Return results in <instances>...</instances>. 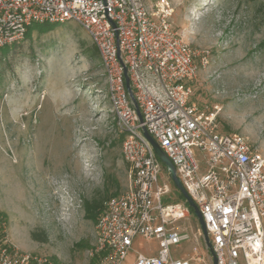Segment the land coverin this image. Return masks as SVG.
I'll use <instances>...</instances> for the list:
<instances>
[{"label": "rangeland", "instance_id": "obj_1", "mask_svg": "<svg viewBox=\"0 0 264 264\" xmlns=\"http://www.w3.org/2000/svg\"><path fill=\"white\" fill-rule=\"evenodd\" d=\"M170 1L177 32L209 56L192 84V101L264 157V0ZM28 29L30 37L8 45L0 59V224L19 250L57 264H89L97 220L85 217L83 201L127 189L121 134L99 54L82 27ZM181 225L191 238L173 255L199 253L202 260L193 264H212L202 237L193 236L200 225L191 208ZM32 231L46 241L33 240ZM156 246L155 239L136 237L124 264H132L135 251L154 254Z\"/></svg>", "mask_w": 264, "mask_h": 264}, {"label": "built area", "instance_id": "obj_2", "mask_svg": "<svg viewBox=\"0 0 264 264\" xmlns=\"http://www.w3.org/2000/svg\"><path fill=\"white\" fill-rule=\"evenodd\" d=\"M173 12L170 0H0V48L22 42L32 23L66 22L79 24L97 48L129 184L103 202L89 264H124L139 236L155 239L157 246L152 255L135 251L132 264L202 260L199 253L173 255V248L191 238L181 225L190 208L172 196L169 174L143 128L198 206L217 264H264V157L243 135L220 130L216 114L192 101V84L209 56L177 32ZM197 235L203 239L201 229ZM0 264L57 263L19 250L0 224Z\"/></svg>", "mask_w": 264, "mask_h": 264}, {"label": "water", "instance_id": "obj_3", "mask_svg": "<svg viewBox=\"0 0 264 264\" xmlns=\"http://www.w3.org/2000/svg\"><path fill=\"white\" fill-rule=\"evenodd\" d=\"M112 24L114 25V23L112 22ZM119 54V52H118ZM123 76H124V80H125V86L126 89L133 101L134 104V108L135 111L139 117V120L142 121V116H141V112L139 110L138 104L135 101V99L133 98L132 95V91L129 85V78L127 75V68L125 65H123ZM143 135L144 137L150 142V144L153 147V150L155 152V154L157 155V157L160 159V161L163 163L165 169L167 170L170 180L172 181V184L174 186V188L182 195L183 199L186 201L187 205L192 209L193 214L195 216V218L197 219L199 225H200V229L202 231V235H203V239L205 242V246L209 251L210 257H211V261L212 264H217V257L215 255V252L213 250L212 244L210 242L209 236H208V232H207V228L206 225L204 223V220L202 218V214L198 208V206L196 205V203L192 200V198L189 196V194L187 193V191L185 190V188L183 187L179 177L176 175V171L175 168L171 162V160L166 156V154L164 153V151L161 149V147L159 146V144L157 143V141L148 133V131L143 128Z\"/></svg>", "mask_w": 264, "mask_h": 264}, {"label": "trees", "instance_id": "obj_4", "mask_svg": "<svg viewBox=\"0 0 264 264\" xmlns=\"http://www.w3.org/2000/svg\"><path fill=\"white\" fill-rule=\"evenodd\" d=\"M35 24L39 25V29H38L39 31L40 30L41 31L46 30V29L51 28V27H55V24H51V23H35ZM30 34H31V32L27 28V31L25 33V39L29 38ZM10 48L11 47H7V46L0 48V59H1V56L4 57L8 54ZM95 49L97 50L96 47H95ZM120 137H121L120 140L122 141V135ZM113 194L114 193H112L111 195H113ZM179 200H183V197L180 193H179ZM104 201H105L104 197H100V198L94 197L90 200H84L83 201V208L85 210V217H87L91 221H96L102 212ZM30 235H31V238L35 241H40V242L46 241V237H42L38 232L32 231Z\"/></svg>", "mask_w": 264, "mask_h": 264}]
</instances>
